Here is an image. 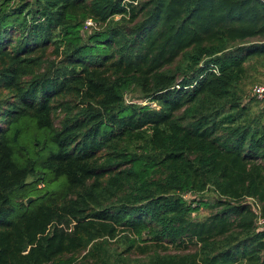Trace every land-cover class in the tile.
I'll return each instance as SVG.
<instances>
[{
  "label": "trees",
  "instance_id": "16d2710c",
  "mask_svg": "<svg viewBox=\"0 0 264 264\" xmlns=\"http://www.w3.org/2000/svg\"><path fill=\"white\" fill-rule=\"evenodd\" d=\"M263 79L261 0H0V264H264Z\"/></svg>",
  "mask_w": 264,
  "mask_h": 264
},
{
  "label": "built area",
  "instance_id": "2783aa9c",
  "mask_svg": "<svg viewBox=\"0 0 264 264\" xmlns=\"http://www.w3.org/2000/svg\"><path fill=\"white\" fill-rule=\"evenodd\" d=\"M264 4V0H261ZM96 28V24L91 20H87L84 25V29ZM250 95L256 101L264 102V83L253 85ZM259 225H264V220L259 221Z\"/></svg>",
  "mask_w": 264,
  "mask_h": 264
},
{
  "label": "rangeland",
  "instance_id": "374dc122",
  "mask_svg": "<svg viewBox=\"0 0 264 264\" xmlns=\"http://www.w3.org/2000/svg\"><path fill=\"white\" fill-rule=\"evenodd\" d=\"M117 19V18H116ZM263 81H264V79H263ZM262 81V82H263ZM252 87H253V84L252 85H247V93H249V95H250V92H251V89H252ZM131 97V95H128L127 97H126V100H133V99H131L130 98ZM250 97V96H249ZM138 103L139 102H141V101H137ZM152 107H155L156 105L155 104H152L151 105ZM260 106L261 107H264V102H260ZM40 189H42L43 188V185L42 184H40L39 186H38ZM32 199V198H31ZM186 199L188 200V201H190V200H192L193 199V197L192 196H190V195H188V196H186ZM32 201H33V199H32ZM202 216H204V214L202 213V214H200V217H202Z\"/></svg>",
  "mask_w": 264,
  "mask_h": 264
},
{
  "label": "water",
  "instance_id": "95a60500",
  "mask_svg": "<svg viewBox=\"0 0 264 264\" xmlns=\"http://www.w3.org/2000/svg\"><path fill=\"white\" fill-rule=\"evenodd\" d=\"M31 201H32V199L29 198V199L26 201V204H29Z\"/></svg>",
  "mask_w": 264,
  "mask_h": 264
}]
</instances>
